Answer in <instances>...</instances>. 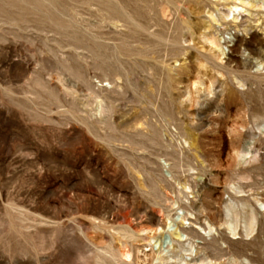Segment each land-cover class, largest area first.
<instances>
[{
  "label": "rangeland",
  "instance_id": "374dc122",
  "mask_svg": "<svg viewBox=\"0 0 264 264\" xmlns=\"http://www.w3.org/2000/svg\"><path fill=\"white\" fill-rule=\"evenodd\" d=\"M182 226L190 264H264V0H0V264H152Z\"/></svg>",
  "mask_w": 264,
  "mask_h": 264
},
{
  "label": "bare ground",
  "instance_id": "6f19581e",
  "mask_svg": "<svg viewBox=\"0 0 264 264\" xmlns=\"http://www.w3.org/2000/svg\"><path fill=\"white\" fill-rule=\"evenodd\" d=\"M212 92H213V87L212 86H207L206 95L205 96H208V94L212 93ZM246 151L250 152L249 149H246ZM173 152H174L173 155H175V154H177V155H181L182 154L183 155L182 151L178 152L177 150H174ZM183 156H180V157H183ZM177 157H176V159H174L173 163L171 164V170H172V172L175 173V177H174L175 178V183L177 185H180V184L182 185V189H177V191H178L179 194H184L183 188H186L189 184H192L193 189H195L196 187L199 186V189L197 191V195L195 196L197 198L198 202H192L190 204V206L191 207H195V206L201 207L202 205H200L201 204V195H200V193L203 192L206 189V185L204 183L199 185V183L197 181H195L193 183H189L188 180L184 179L183 175H182V172L180 171L181 167H184L183 164H182L183 163V159L182 158H177ZM156 187L157 188L168 187V188L175 189L176 186L174 185V183L170 182L168 179L163 177V178H160L158 181H156ZM233 188H235V187H233ZM235 190H238L237 192H242L243 191V190H241V186L237 187ZM176 203L178 204L179 208H183V207L187 208V203L185 201H183V197H179L178 201H175V202L173 201V204H176ZM245 204L248 206V209L244 208L243 214L240 215L238 212H235L233 210V206H234L233 201H228L226 203V205H225L226 214H227L226 215V222L229 225V229L232 232H234L236 230V228L238 227L237 223H238L239 219L240 218L244 219V223H245L244 229H246V233H247V235H249L256 228V223H255L256 222V215H255V212H254L255 209L253 210L252 207H249V204H247V203H245ZM173 210H174V208H172L169 211V214L167 216L168 219H166V221H161L158 224L160 226V229H162L164 231L169 229L170 224H171L170 223V221H171L170 219L173 216V214L171 212ZM241 221H243V220H241ZM183 226L180 228V231L177 232V235L181 238V240L178 241L177 245H173L172 244V245H166L165 246V244L161 243L157 248L155 246H152L153 244H151V242H152L153 239H155L154 238L155 236H158L157 235V233H158L157 232V228L158 227L157 228L155 227L154 229L153 228L151 229L152 232H150V233L153 236L150 237V240L148 242H149V246H151L150 250H151L152 255H153V257H152L153 258L152 259L153 263L152 264H190V260H189L190 257L194 258V257L199 255L201 250H199L197 248L196 244L194 243V241H192V238L197 236V234L194 231L186 229ZM152 233H154V234H152ZM163 235H164V233L162 232V233L159 234V237H163ZM123 236L132 238V235H130L129 232H125L123 234ZM120 241H122V240L120 239ZM215 243H217V242L215 241ZM122 244L124 245V247H122V246L119 247V245L117 246V245H114V244L110 243L109 246L106 248V252L111 253L112 256L115 259L118 256L117 253L120 254V255L126 256L128 258L131 257V253L125 249V247H127V245H128L127 242H122ZM203 248H207V246L205 245V246H203ZM132 250L136 253V255H135V256H137V261L136 262H138L139 261L138 259H140V256L138 254V253H140V249L137 247V248L132 249ZM116 251H118V252L115 253ZM142 252H143V250H142ZM104 257L103 256L100 257L101 260H102L100 262V264H110L106 260L107 257L106 258H104ZM108 260H109V258H108ZM133 261H134V259H133ZM154 261H155V263H154ZM111 263L114 264L113 262H111ZM97 264H99V263H97Z\"/></svg>",
  "mask_w": 264,
  "mask_h": 264
}]
</instances>
